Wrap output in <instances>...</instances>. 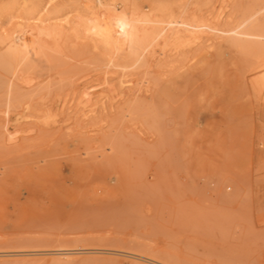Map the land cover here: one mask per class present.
<instances>
[{
  "label": "rangeland",
  "instance_id": "rangeland-1",
  "mask_svg": "<svg viewBox=\"0 0 264 264\" xmlns=\"http://www.w3.org/2000/svg\"><path fill=\"white\" fill-rule=\"evenodd\" d=\"M262 75L264 0H0V264H264Z\"/></svg>",
  "mask_w": 264,
  "mask_h": 264
},
{
  "label": "bare ground",
  "instance_id": "bare-ground-1",
  "mask_svg": "<svg viewBox=\"0 0 264 264\" xmlns=\"http://www.w3.org/2000/svg\"><path fill=\"white\" fill-rule=\"evenodd\" d=\"M70 2V1H69ZM21 3V2H20ZM94 4H96V2H94ZM99 5V4H98ZM94 7V6H93ZM95 8V7H94ZM93 8V9H94ZM124 11H122V12H120L119 14L117 13V14H114V16L112 17V18H110V19H112L111 20V22L112 23H114V25L116 24V26L119 28V30H120V34H118L119 36H117V38L115 39V40H117V39H119L120 41H122V44L124 43L123 41H125L126 39H127V37L129 36V35H131V34H138V32L139 31H142L143 29H142V27H141V20H140V18H138V17H136L134 14H132V13H130V14H127V13H123ZM97 17V16H96ZM80 18H78V20H79ZM82 19V18H81ZM80 19V20H81ZM109 19V18H108ZM30 20H32L33 22H41L42 23V21L40 20V18L39 17H32V18H30ZM84 20V19H83ZM146 22L148 21V20H145ZM28 22V21H27ZM86 22H88L87 21V19H86ZM144 22V21H143ZM160 22V21H159ZM90 22H88V24H89ZM59 24V23H58ZM64 24V23H63ZM80 24H81V22H80ZM109 24H111L110 22H107L106 20H104V21H102V20H100V19H97V20H95V21H93L92 22V24H91V26H90V30L95 34V35H97L99 38H100V40H101V42L103 43V44H105L106 46H109L110 45V42H111V40H112V37H113V35H114V33L116 34V31L114 32V33H112L111 32V29H110V26H112V25H109ZM20 25H22L21 23H20ZM24 25V24H23ZM26 25V24H25ZM183 25H187L186 23H184ZM116 26H113L114 28L116 27ZM143 26V25H142ZM157 27V26H156ZM28 29V28H27ZM81 30V29H80ZM114 30V29H113ZM115 30H116V28H115ZM156 30H158L157 28H156ZM155 30V31H156ZM37 31H41V29L40 28H38V29H35L34 27H33V25H31V27H30V29H28L27 31L25 30V33L27 32V34L26 35H24V34H19V32H15V34H14V36H13V38H14V40H16V42L18 43V46H17V52L18 53H20V54H23L24 56H26L25 58H27V57H32V56H40L41 55V53H40V51H38L37 49H35L34 48V46H32V45H30L29 44V40H30V38H33L35 35H38L37 33ZM50 31V30H49ZM54 31V30H53ZM143 31H148V34H150V32L152 31V29L149 31L148 29L147 30H143ZM183 32V31H189V29H187V28H184V26L182 27H180V28H178V30H177V32ZM50 32H52V31H50ZM82 32V31H81ZM154 31H152V33H153ZM117 33H119L118 31H117ZM151 33V38H153V36L155 35V37H156V34H152ZM51 34V33H50ZM82 34V33H81ZM147 34V35H148ZM158 34V33H157ZM117 35V34H116ZM72 36V35H71ZM114 37H115V35H114ZM149 36H147V38H148ZM175 38L176 39H178L179 38V35L177 34L176 36H175ZM138 39V38H137ZM119 40H117L119 43H120V41ZM141 41V40H140ZM144 41V40H143ZM151 41H152V39H151ZM112 42H113V40H112ZM150 42V41H149ZM185 42V44L186 43H188L187 41H184ZM113 43H115V42H113ZM118 43V44H119ZM126 43V42H125ZM122 44H120V46L122 47ZM114 45H116V44H114ZM112 45H110L109 47H111ZM124 46V45H123ZM112 48H113V46H112ZM91 49V48H90ZM254 80V82H255V84L256 85H258L262 90H264V75H262V77L259 79H257V78H254L253 79ZM259 89V88H258ZM260 92V91H259Z\"/></svg>",
  "mask_w": 264,
  "mask_h": 264
}]
</instances>
